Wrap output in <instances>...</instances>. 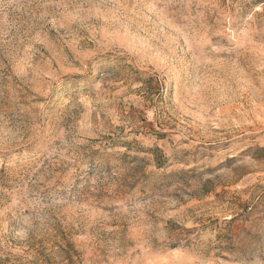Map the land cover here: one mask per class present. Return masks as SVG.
<instances>
[{"label": "rangeland", "instance_id": "rangeland-1", "mask_svg": "<svg viewBox=\"0 0 264 264\" xmlns=\"http://www.w3.org/2000/svg\"><path fill=\"white\" fill-rule=\"evenodd\" d=\"M0 264H264V0H0Z\"/></svg>", "mask_w": 264, "mask_h": 264}]
</instances>
